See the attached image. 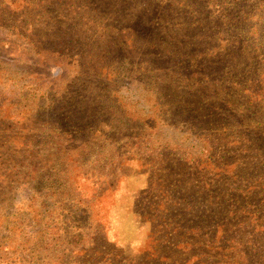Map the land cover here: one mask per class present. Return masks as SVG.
Returning a JSON list of instances; mask_svg holds the SVG:
<instances>
[{"label":"rangeland","instance_id":"374dc122","mask_svg":"<svg viewBox=\"0 0 264 264\" xmlns=\"http://www.w3.org/2000/svg\"><path fill=\"white\" fill-rule=\"evenodd\" d=\"M262 1L0 0V264H158L165 237L148 200L163 205L164 189L137 151L222 150L168 120L186 98L177 76L221 84V110L195 115H221L264 150ZM141 35L163 37L168 55L152 57ZM139 124L154 131L139 139ZM174 173L166 183L186 181ZM183 192L177 209L197 201Z\"/></svg>","mask_w":264,"mask_h":264},{"label":"trees","instance_id":"16d2710c","mask_svg":"<svg viewBox=\"0 0 264 264\" xmlns=\"http://www.w3.org/2000/svg\"><path fill=\"white\" fill-rule=\"evenodd\" d=\"M260 6L264 7V0ZM131 15L124 12V21ZM130 19L132 25L129 26L135 32L136 18L133 15ZM154 21V16L144 17L136 26L139 29L140 24L147 26ZM130 38L135 42L134 34H131ZM141 38L148 49L154 50L152 57L168 55L163 37L141 35ZM178 48L180 46L175 45L176 52ZM173 82H177L178 89L185 91L186 98L180 101L177 110H168V120H179L198 130H204L202 133L206 142L217 144L222 150L211 145L210 149L202 151L201 154L182 157L174 154L175 149L170 147H163L162 152L155 146L139 147L136 156L144 161L146 166L152 163L147 171L152 176L160 175L157 177V185L164 189L161 200L163 205L155 203L153 198L156 195L150 199L146 197L151 205L157 207V218H160L158 223L153 224L152 234L160 231L165 237L160 247L155 248L152 261L158 264L164 262L183 264L192 262L191 259L194 258L196 262L193 263L196 264H264L262 142L260 145H252L243 137L238 139L228 134V127L222 123L221 115L207 120L202 114L195 115L207 111L204 106L213 108L216 113L221 110L220 104L215 103L222 90L221 84L215 89L212 86L213 81L208 84L191 76L189 78L177 76ZM224 103L228 109L235 105L229 98L225 99ZM250 103H253V98L250 99ZM210 114L213 115V111ZM132 129L142 140L154 131V127L148 129L145 124H139ZM252 151L255 154L250 155ZM176 171L184 175L186 181L174 179L166 183L169 180L166 181L164 177L167 174L172 176ZM153 185L154 183L151 187ZM177 189L180 190L176 192ZM186 189L195 191L191 197L198 196L197 201L195 202L194 198V205L187 203L177 209L172 203L186 202L187 198L181 199L177 195L182 191L184 196H187V193L183 192ZM145 192L148 193L147 190ZM168 203L171 204L167 206Z\"/></svg>","mask_w":264,"mask_h":264}]
</instances>
